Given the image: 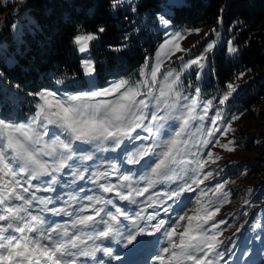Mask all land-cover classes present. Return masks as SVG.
<instances>
[{"label": "snow or ice", "instance_id": "1", "mask_svg": "<svg viewBox=\"0 0 264 264\" xmlns=\"http://www.w3.org/2000/svg\"><path fill=\"white\" fill-rule=\"evenodd\" d=\"M122 2L116 0L113 8ZM157 20L168 36L160 49L164 56L183 51L178 43L182 35H169L167 31L171 19L158 13ZM218 22L222 23V19L218 18ZM104 30L103 27L94 32L78 30L72 37L75 50L79 54L88 53L91 43ZM192 31L198 33L199 29ZM227 44L230 53L237 51L231 41ZM214 48L215 43H209L206 52ZM208 59L201 54L186 61L184 67L190 69L195 66L202 70ZM162 61L163 58L158 59L154 66L146 63L140 71L141 79L135 83L121 78L110 81L104 87H97L90 80L85 90L74 93L62 94L58 90L48 89L29 93L34 97L35 106L29 122L15 123L0 118V264H88L86 259L81 258L96 259L99 251L120 260V255L114 254L110 247L95 243L98 239L108 240L117 236L130 251L141 245L154 246L142 264H218L224 259L227 250H221L223 241L218 239L221 233L217 229L226 221L209 223L219 212V207L213 208L215 201L210 200L207 205L201 203L200 197L206 195L204 190L194 198L181 197L186 192H195L203 183L199 177L207 161L201 158L197 146L206 148L213 142L211 138L216 132L221 136L226 135L231 125L224 120L220 111L209 117L213 99L201 102L198 87L192 95L183 94L180 74L173 75L169 71L157 88ZM81 69L88 77H93L96 71L93 61L87 56H82ZM196 75L199 79L202 71ZM243 75L240 73L238 78ZM57 83L63 81L57 80ZM238 87L232 82L227 83V91L215 98L219 105H225ZM194 120L201 122L195 129L200 135L192 142L185 136L191 131ZM206 120L211 125L207 129L204 125ZM171 121H179V126H174ZM221 121L224 125L222 129ZM141 132L148 135H141ZM45 137L49 139L45 140ZM75 142L90 145L99 151L117 152L119 149L116 157L107 160L104 171L99 169L105 160L96 157L100 163L91 166L96 170L90 173L88 179L104 194H114L133 205L143 203L147 207L161 208L168 219L161 218L160 212L156 211L145 216V208L142 207L129 213L128 209L96 193L78 197L76 191L85 192L83 186H78L64 200H61V194L38 197L37 192L55 193L57 188L68 187V182L63 181L61 176L65 169H75L71 174L78 180L85 179L84 173L89 172V168L84 165L93 160L95 153L92 148L74 146ZM215 144H219V138H216ZM229 144L222 147L231 150ZM192 148H196V151H192ZM185 155L193 158L185 160ZM206 155L211 160L213 153L208 151ZM145 157L148 159L144 160ZM141 160H144L142 171L135 179L130 169L122 172L117 167V161L121 165H139ZM180 164L194 167L183 168L182 174L177 172ZM189 171L194 174L192 177H187ZM109 176H116L118 182H107ZM210 176L211 171L204 174L203 179ZM102 180L105 182L100 183ZM141 182L142 187L136 186ZM163 183H175L176 187L151 193L144 201L136 199ZM223 187L224 183H219L216 193ZM161 197L166 199L162 200ZM193 199L196 201L194 209ZM13 200L21 203L12 204ZM85 200L88 203H83ZM34 201L38 208H33ZM54 201H60V206H56ZM108 205H112L115 211ZM174 205L180 210L170 215L174 212ZM189 210L193 214L189 215ZM43 213L71 219L64 223L49 222ZM121 217L133 228L129 229ZM184 221L186 223L182 225ZM181 227L183 231L178 232ZM145 236L155 239H140ZM89 241H92V246H89ZM99 264L105 262L100 260Z\"/></svg>", "mask_w": 264, "mask_h": 264}, {"label": "rangeland", "instance_id": "2", "mask_svg": "<svg viewBox=\"0 0 264 264\" xmlns=\"http://www.w3.org/2000/svg\"><path fill=\"white\" fill-rule=\"evenodd\" d=\"M26 1L27 0H0L2 5H6L8 7V9L2 15H0V34L1 24L3 23L4 19L9 15H14L17 13V11L22 7L23 3H25L24 6L26 5ZM138 2L139 0H131L130 3L128 0H123V2L118 3L115 8H129L133 10L134 6ZM182 3L183 0H167L163 7L164 15L170 18L172 16L169 11L170 8L181 5ZM156 21V30L162 31L163 34L162 41L156 46L154 53L146 59L138 71L124 77V79H129L131 83L137 82L141 79L140 71L146 63L154 66L158 59L163 58L160 66V73L157 77V88H159L160 82L163 81L165 75L171 71L173 75L180 74V89L183 94L192 95L195 89L198 87L200 89L199 99L201 102L208 99H213V107L208 113L209 117H212L217 111H220L224 120H227L230 123L231 130L223 136H221L219 132H216L215 136L211 138L213 142L210 143L206 148L202 145L197 146L201 153V158L207 161L203 173H201L199 177L203 180V183L200 184L199 188H196L195 192L184 193L181 199H186L188 197L194 198L200 194L201 190H204L206 195L200 197L201 203L207 205L211 200L215 201L213 208L219 207V212L215 215V219L209 222L212 224L221 220L226 221L225 224H221L219 229H217V231L221 233L218 239L223 241L221 250H227L225 251L224 259L218 261V264H264V89L259 94L255 103L247 108H239V106H234L233 104L235 97L250 82H264V70H247L244 72L242 78L237 77V79L233 82L234 85L239 86L237 91L232 95L230 100L226 102L225 105L221 106L215 98L221 97L227 91V84L222 87L212 86L208 88L207 91H203V85L205 80H207L210 75H213V69L211 68L212 56L217 51V49L222 46V44H226L227 54L229 57H233L235 55V53H230L228 51L227 42L232 41L231 36L228 33H225L219 24L217 26L201 28L199 29L198 33L192 30H176L170 26V28L167 30L169 35H182L183 38L180 39L178 43L183 51H177L175 54H169L165 57L164 52L160 51V49L162 42L167 40L168 36L164 34L165 29L158 23V20ZM213 29H216L217 31L214 32ZM95 42L96 40L91 43L88 53L79 54L76 51L80 57V61L82 56H87L91 58L95 65L93 55L91 54V49ZM212 42L215 43L214 50L211 52H206L207 45ZM165 51L167 50L165 49ZM201 54L209 57L202 70L195 66L190 69H186L184 67V63L186 61ZM181 58H183V60ZM147 71H150V69ZM201 71L202 75L198 79L196 73ZM84 78L86 82L85 86L75 85V80L70 79L66 82V84H73L72 87L64 86L61 83H53L51 86L41 90H58L62 94L65 92L74 93L85 90L88 87L90 80H93L97 87H104L110 82L109 81L103 85H98L95 78V73L93 77H88L84 74ZM119 79L121 78H116L113 80ZM1 85L4 87V89L2 91V96H0V118H4L15 123L29 122L35 112L34 97L29 95L28 92L22 91L18 88L10 87L5 81L4 84L1 81ZM5 98L10 99L11 108L4 107L3 109V105H5ZM197 111H199V109H197ZM237 116V119H233ZM170 123H173L176 127L179 126V121H171ZM200 123L201 122L199 120L192 121L191 131L185 136V139L195 142V140L200 135L199 133H196L195 129ZM219 123L222 129L224 126L223 121ZM204 125L205 129L211 127L210 122L207 120L204 122ZM51 127L52 126H50V128ZM56 131L59 132L58 129H56ZM141 135L147 136L148 133L141 132ZM204 135L206 137V132ZM216 138H219V144H215ZM48 139L49 137H45V140ZM229 141L232 143L229 144ZM225 144H229V148L231 150H227L222 147V145ZM74 146H78L81 149L92 148L90 145L80 144L79 142H75ZM92 151L95 153L93 160L88 161L84 165L85 167L89 168V172L84 173V180H78L71 174L75 171V169H65L61 176L63 181L68 182V187L62 189L57 188V192L55 193L37 192L36 195L38 197H48L61 194V200H64L67 199L69 193L76 191L78 186H83L85 188V192L76 191V195L78 197H83L86 194L93 195L96 193L99 195H104L106 199H111L115 202V204L121 205L122 207L128 209L129 213L142 207L145 208L143 213L145 216L152 213L153 211H156L160 212L161 218L166 220L168 219V216H165L161 208L147 207L143 203L133 205L128 201L121 200L114 194H104L100 192L98 186L93 184L88 179L90 173L96 170L91 166L94 163L99 164L100 161L97 160L96 157H100L101 159L105 160V163L100 167L99 170L104 171L105 168H107V160H111L113 157H116L119 149L117 152H111L99 151L95 148H92ZM192 151H196V148H192ZM208 151L213 153L211 160H208L207 158L206 153ZM216 157H219V159H216ZM192 158L193 157H191V155H185L184 157L185 160ZM147 159L148 157L144 158V160ZM144 160H141L139 165H129L127 163L121 165L117 161V167L121 168L122 172L124 170L130 169V174L135 179L137 174L142 171L141 165H143ZM70 163H72V161H70ZM185 167L191 168L194 166L180 164L177 166V172L182 173V170ZM209 171L212 172V176L208 177L207 179H203L204 174ZM186 175L187 177H192L194 174L189 171ZM41 179H48V177H42ZM104 182L105 181L103 180L100 181V183ZM107 182L117 183L118 179L116 176H109L107 178ZM179 182L183 183V181ZM33 183H37V181H33ZM219 183H224V187L219 193H216V186ZM136 186L142 187L143 182ZM170 187H176V184H157L155 188L149 190V193H145L144 196L137 197L136 199L138 201H144L145 198L151 193L167 190ZM193 187L195 188L196 186L193 185ZM124 191H126V189ZM161 199L163 200L166 198L161 197ZM11 203L20 204L21 202L13 200ZM60 203V201H54L56 206H60ZM83 203H88V201L85 200ZM168 203L172 204L171 201H168ZM52 206L53 205H49V207ZM38 207L39 205L34 201L33 208L35 209ZM108 207L111 208L112 211H115V208L112 205H108ZM195 207L196 201L193 199L192 208L194 209ZM173 208L174 212L170 215H174L175 212H179L180 210V208L175 205ZM188 214L191 215L193 213L191 210H189ZM43 215L49 222L64 223L66 221H70L71 219V217L68 216H53L50 213H43ZM121 219L123 220V217H121ZM123 223L127 225L129 229L133 228V226L127 220H123ZM141 223H143V221ZM181 223L183 225L186 223V221ZM99 227H102V225ZM180 231H183V227L178 229V232ZM140 239L154 240L155 237L145 236L140 237ZM88 243L89 246H92V241H89ZM95 243L101 245L102 247H110L114 254L120 255L121 259H113L105 255L102 251H99L96 253V259H92L91 257L81 258L86 259L88 264H99L100 260H103L105 264H122L121 262H123L127 254L129 256L134 254V252L130 251L129 248L123 246V243L118 236L108 240L98 239ZM153 250L154 246L152 244L139 246L135 252L136 256H138L135 264H142V261L145 259V257ZM200 255H202V253H200ZM186 264H191V262H186Z\"/></svg>", "mask_w": 264, "mask_h": 264}, {"label": "trees", "instance_id": "3", "mask_svg": "<svg viewBox=\"0 0 264 264\" xmlns=\"http://www.w3.org/2000/svg\"><path fill=\"white\" fill-rule=\"evenodd\" d=\"M166 1L139 0L131 10L113 8L116 0H29L20 17L6 23V36L0 41V96L1 81L28 93L57 80L72 87L66 82L74 79L75 85L85 86L72 44L78 30L105 29L91 49L98 85L136 73L163 39L155 22L158 13L164 14ZM7 9L0 3V15ZM169 11L172 28L189 31L219 24L237 49L233 57L228 56L226 44L217 49L212 56L213 75L205 80L203 91L233 83L247 70H264V0H183ZM263 89L264 82H250L235 97L234 106H251ZM4 102L3 109L11 108L9 98Z\"/></svg>", "mask_w": 264, "mask_h": 264}, {"label": "water", "instance_id": "4", "mask_svg": "<svg viewBox=\"0 0 264 264\" xmlns=\"http://www.w3.org/2000/svg\"><path fill=\"white\" fill-rule=\"evenodd\" d=\"M28 6H29V0L26 1V5L24 6V8L19 13L15 14V15H9L5 19V21L1 24L0 41L6 36V30H5L6 22H8L13 17H17V18L20 17L25 12V10L28 8Z\"/></svg>", "mask_w": 264, "mask_h": 264}, {"label": "bare ground", "instance_id": "5", "mask_svg": "<svg viewBox=\"0 0 264 264\" xmlns=\"http://www.w3.org/2000/svg\"><path fill=\"white\" fill-rule=\"evenodd\" d=\"M24 4H25V3H23L22 7L17 11V13H19V12L23 9ZM17 13H15V14H17ZM15 14H14V15H15ZM7 17H8V16H7ZM7 17H6V18H7ZM6 18H5V19H6ZM5 19H4V21H5ZM4 21H3V22H4ZM2 87H3V86H2ZM3 89H4V87H3ZM133 252H134V254H133L132 256H129V258H127V261H128V260L131 261V260H133V259H134V260L136 259V254H135L136 250L133 251Z\"/></svg>", "mask_w": 264, "mask_h": 264}]
</instances>
